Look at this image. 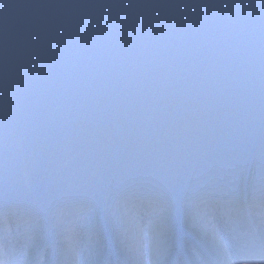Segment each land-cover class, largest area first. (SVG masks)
I'll list each match as a JSON object with an SVG mask.
<instances>
[{
	"label": "snow or ice",
	"instance_id": "1",
	"mask_svg": "<svg viewBox=\"0 0 264 264\" xmlns=\"http://www.w3.org/2000/svg\"><path fill=\"white\" fill-rule=\"evenodd\" d=\"M0 264H264V0H0Z\"/></svg>",
	"mask_w": 264,
	"mask_h": 264
},
{
	"label": "rangeland",
	"instance_id": "2",
	"mask_svg": "<svg viewBox=\"0 0 264 264\" xmlns=\"http://www.w3.org/2000/svg\"><path fill=\"white\" fill-rule=\"evenodd\" d=\"M249 158V157H248ZM239 188V186H237ZM100 211L102 212L103 214V218H98V220L101 222V223H104V205L101 204L100 206Z\"/></svg>",
	"mask_w": 264,
	"mask_h": 264
},
{
	"label": "bare ground",
	"instance_id": "3",
	"mask_svg": "<svg viewBox=\"0 0 264 264\" xmlns=\"http://www.w3.org/2000/svg\"><path fill=\"white\" fill-rule=\"evenodd\" d=\"M98 218H103V214H102V212L100 211V213H99V216H98Z\"/></svg>",
	"mask_w": 264,
	"mask_h": 264
}]
</instances>
